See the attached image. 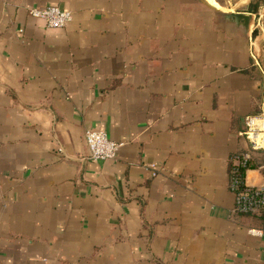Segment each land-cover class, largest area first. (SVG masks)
<instances>
[{
    "label": "crops",
    "instance_id": "0c3cea01",
    "mask_svg": "<svg viewBox=\"0 0 264 264\" xmlns=\"http://www.w3.org/2000/svg\"><path fill=\"white\" fill-rule=\"evenodd\" d=\"M45 5L70 19L27 13ZM212 5L0 0V264H264V213L227 186L242 151L264 184L243 134L264 110L255 14ZM86 129L116 154L88 158Z\"/></svg>",
    "mask_w": 264,
    "mask_h": 264
},
{
    "label": "built area",
    "instance_id": "2783aa9c",
    "mask_svg": "<svg viewBox=\"0 0 264 264\" xmlns=\"http://www.w3.org/2000/svg\"><path fill=\"white\" fill-rule=\"evenodd\" d=\"M29 15L40 17L48 26H62L71 17L67 9L56 5L29 7ZM243 134L253 149L264 148V110L246 114L243 118ZM83 138L87 147V156L92 160L111 158L116 154L119 142L110 138L105 132L97 129H86ZM228 169L227 186L233 194L232 209L248 213H264V184L248 185L243 181L239 165L249 160L247 152L242 151L231 157Z\"/></svg>",
    "mask_w": 264,
    "mask_h": 264
},
{
    "label": "rangeland",
    "instance_id": "374dc122",
    "mask_svg": "<svg viewBox=\"0 0 264 264\" xmlns=\"http://www.w3.org/2000/svg\"><path fill=\"white\" fill-rule=\"evenodd\" d=\"M212 4L218 5L225 10L233 11V10H242L243 5L247 4L246 2L249 0H211ZM218 3H217V2ZM254 24L252 28V35L256 36L258 39V51L259 57L261 61V65L264 67V4L258 5L256 11L254 12ZM259 61V62H260Z\"/></svg>",
    "mask_w": 264,
    "mask_h": 264
},
{
    "label": "water",
    "instance_id": "95a60500",
    "mask_svg": "<svg viewBox=\"0 0 264 264\" xmlns=\"http://www.w3.org/2000/svg\"><path fill=\"white\" fill-rule=\"evenodd\" d=\"M212 6L218 10V12L221 14V16L226 22H229L233 24L234 26H240L243 29L247 28L248 26L247 21L249 20L250 15L249 13L242 11L246 9L247 4L243 5V9L238 12L220 9L214 5Z\"/></svg>",
    "mask_w": 264,
    "mask_h": 264
},
{
    "label": "trees",
    "instance_id": "16d2710c",
    "mask_svg": "<svg viewBox=\"0 0 264 264\" xmlns=\"http://www.w3.org/2000/svg\"><path fill=\"white\" fill-rule=\"evenodd\" d=\"M264 4V0H249L245 10L255 12L258 5ZM252 166V163L247 160L243 165H239V170L243 174L245 168Z\"/></svg>",
    "mask_w": 264,
    "mask_h": 264
},
{
    "label": "bare ground",
    "instance_id": "6f19581e",
    "mask_svg": "<svg viewBox=\"0 0 264 264\" xmlns=\"http://www.w3.org/2000/svg\"><path fill=\"white\" fill-rule=\"evenodd\" d=\"M216 2H217V1H216ZM217 3H218V2H217ZM218 6L221 7L219 3H218ZM248 23H249V20L247 21V24H248Z\"/></svg>",
    "mask_w": 264,
    "mask_h": 264
}]
</instances>
